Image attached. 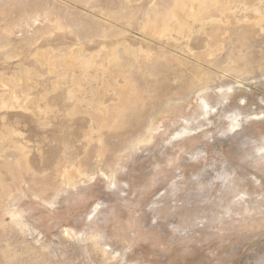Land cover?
<instances>
[{"label": "rangeland", "instance_id": "374dc122", "mask_svg": "<svg viewBox=\"0 0 264 264\" xmlns=\"http://www.w3.org/2000/svg\"><path fill=\"white\" fill-rule=\"evenodd\" d=\"M0 264H264V0H0Z\"/></svg>", "mask_w": 264, "mask_h": 264}, {"label": "bare ground", "instance_id": "6f19581e", "mask_svg": "<svg viewBox=\"0 0 264 264\" xmlns=\"http://www.w3.org/2000/svg\"><path fill=\"white\" fill-rule=\"evenodd\" d=\"M199 8V7H198ZM179 15L181 16V17H187V13H184V11L182 10V11H180L179 12ZM204 101V100H203ZM205 102V101H204Z\"/></svg>", "mask_w": 264, "mask_h": 264}]
</instances>
